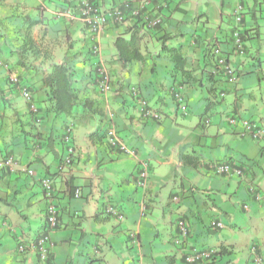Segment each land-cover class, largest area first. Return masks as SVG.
<instances>
[{
    "label": "crops",
    "instance_id": "crops-1",
    "mask_svg": "<svg viewBox=\"0 0 264 264\" xmlns=\"http://www.w3.org/2000/svg\"><path fill=\"white\" fill-rule=\"evenodd\" d=\"M124 1L135 3H99L111 9ZM164 1L161 25L140 18L111 25L99 36L97 56L83 23L62 15L65 0H0V162L7 156L15 160L11 168L0 166V264H39L35 254L19 253L18 244L46 227L45 178L53 181L59 210V225L51 234L53 264H186L188 252L221 246L233 247L232 254L217 250L218 256L203 264H254L253 247L264 261V187L257 173L264 171V140L243 136L240 125L228 122L235 117L264 130V0H218L194 17L188 0ZM239 8L241 23L235 16ZM30 25L42 52L33 57L25 52L26 65L18 66L19 56L11 52L23 48ZM236 33L243 55L235 47ZM133 35L144 60L122 65L115 42ZM163 47H181L186 76L175 70ZM215 51L236 71V83L229 84L218 71ZM62 63L74 72L80 101L92 103L72 117L55 115L42 84L51 66ZM102 67L112 81L106 94L98 84ZM11 77L31 88L39 117ZM132 87L162 115L160 121L143 120ZM174 87L186 97V114L171 96ZM112 129L135 157L109 146ZM98 130L104 139H91ZM168 131L169 155L159 145ZM150 146L154 151L146 150ZM69 148L76 155L66 166ZM222 162L242 168L244 177L215 175L209 166ZM141 163L149 171L145 188L136 178ZM110 206L124 218L108 215ZM181 220L190 235L177 247ZM212 221L226 228L213 230ZM244 233L240 260L233 237Z\"/></svg>",
    "mask_w": 264,
    "mask_h": 264
},
{
    "label": "built area",
    "instance_id": "built-area-1",
    "mask_svg": "<svg viewBox=\"0 0 264 264\" xmlns=\"http://www.w3.org/2000/svg\"><path fill=\"white\" fill-rule=\"evenodd\" d=\"M67 2V9L62 12V15H65L70 21H81L90 36V40L93 44L94 54L99 56L100 49L98 47V39L102 32L109 26H115L125 23L131 18H140L145 20L152 26H158L162 24L163 20V11L165 10L167 4L164 0H135V3L130 1H124L119 5L111 9H104L101 7L99 0H65ZM150 8H153L156 11L155 17L151 18ZM129 14V15H128ZM236 21L241 23L242 21V11L241 8L236 11ZM235 47L237 51L243 55L244 54V43L241 39L240 33L235 34ZM217 55L216 66L218 71H221L224 77L227 79L229 84L236 83L237 74L234 68L230 65L226 57L222 56L218 51H215ZM99 88L102 93L110 92L112 89V81L107 70L102 67L99 70ZM11 82L14 85H17L21 91L22 97L30 105L31 113L39 117L40 111L34 102L33 93L28 86L20 85L19 81L15 77L10 78ZM132 96L136 102V105L139 109V113L143 120L146 121H160L162 115L151 109L144 99L141 97L139 91L136 87L130 89ZM171 96L174 99V102L177 104L179 111L186 114L188 111L187 101L184 93L176 87L172 88ZM225 93L220 94V98H223ZM40 120H38L39 122ZM208 121L206 124H209ZM231 126L240 125L243 129V136H248L255 141L264 140V130L260 128L257 124L249 121H241L235 117H231L228 120ZM107 141L110 147L114 150L126 153L132 157L136 156L134 149H130L126 144H124L116 131L113 129L108 132ZM74 148L68 149V156L64 159L66 166H70L73 163L75 157ZM14 157L8 156L0 162V166L5 168L14 164ZM141 167L138 170L137 184L141 188H145L148 185L149 171L147 169V164L141 163ZM213 173L217 176L229 177V178H242L244 177V171L242 168L233 165L230 162L214 163L209 166ZM32 174V172H30ZM42 188L44 194L48 199L47 204V213H46V227L40 235L36 238L30 240H21L18 244V251L22 254H35L39 264H52L51 254H52V241L51 234L57 229L59 224V213L56 204L54 203V187L53 181L50 178H46L42 181ZM261 197H257V200H260ZM174 200H178L175 198ZM247 208V207H246ZM147 211V207L143 206L141 211V216L144 217ZM108 215H114L119 218H124L119 211L110 206L106 210ZM226 228L221 222L212 221L211 229L213 230H223ZM190 235L189 225L181 220L178 223V235L175 239V245L177 247H183L186 245ZM219 251L214 249H203V250H193L187 253L185 256L186 264H203L206 262H211L216 256H218ZM251 260L254 264H264L262 258L258 255L257 249L253 247L251 249Z\"/></svg>",
    "mask_w": 264,
    "mask_h": 264
},
{
    "label": "trees",
    "instance_id": "trees-1",
    "mask_svg": "<svg viewBox=\"0 0 264 264\" xmlns=\"http://www.w3.org/2000/svg\"><path fill=\"white\" fill-rule=\"evenodd\" d=\"M29 32H31V25L28 27L27 37H26L27 39L23 45V48H21V50L20 48L17 49L15 53L11 52L12 54L19 56L17 62L18 66L26 65L25 62L28 59H26V57L24 56L25 52H27V54L31 53L32 57L37 56L42 52L40 45L33 39V37L30 36ZM115 47L118 52L119 62L122 65L129 64L134 61L140 62L144 60L134 40V35L130 39H125L123 37L117 38L115 42ZM92 50L94 53V48H92ZM162 51L165 52L166 54H169L170 57H172V60L176 66L175 70L181 71V73L185 76L188 74V71H185V61L182 56L181 47L180 48L163 47ZM46 58H48V54ZM36 60L37 59L34 58L33 61H30L29 66L31 67L33 62L35 63ZM42 84L43 87L47 89L48 102L50 103L51 109L53 110L56 116L72 117L74 111H76L80 107L83 108V110H90L92 108V103H90L89 101L87 100L83 102L80 101V91L76 85L74 72L65 63L51 66L50 72L42 78ZM100 134L101 132L100 130H98L93 134H91L90 138L91 139L99 138ZM102 135L103 134H101V136ZM103 137L100 138L104 139ZM188 159L189 156L183 157V161H185L186 163L188 162ZM232 252H233V247H224V246L220 247L221 255L232 254Z\"/></svg>",
    "mask_w": 264,
    "mask_h": 264
},
{
    "label": "rangeland",
    "instance_id": "rangeland-1",
    "mask_svg": "<svg viewBox=\"0 0 264 264\" xmlns=\"http://www.w3.org/2000/svg\"><path fill=\"white\" fill-rule=\"evenodd\" d=\"M218 2V0H188L187 1V10L189 11V14H191L192 17L195 16V13L199 10V8H213L214 5ZM256 86V84H255ZM249 93V91H248ZM179 120H182L181 116L179 115L178 116ZM172 140V135L170 133V131H168L166 133V135L161 138V140H159V145L162 147L163 146V149L166 151V154L169 155V151L172 150V146H173V143L170 142ZM170 142V145L168 146V143ZM172 143V144H171ZM147 151L151 152V151H154V148L153 146H150L146 149ZM156 152H159V150H155ZM154 166L157 168V166L154 164ZM257 173H258V180L260 182V185L262 187H264V171H260V170H257ZM236 189V188H235ZM234 189V190H235ZM244 197H245V192L241 191L239 194H238V198L242 201L244 200ZM247 234L244 233V234H238L236 236L233 237V242L234 243H237L238 247H237V256L240 260H242V256H243V252L241 250V247H242V243L244 242L245 238H246ZM241 242V243H240ZM133 243V242H132ZM146 243L148 244V241H146ZM233 243V244H234ZM214 249V248H212ZM198 250V249H196ZM203 250V249H202ZM214 250H220V249H214ZM200 251V250H198ZM127 257V256H126Z\"/></svg>",
    "mask_w": 264,
    "mask_h": 264
},
{
    "label": "clouds",
    "instance_id": "clouds-1",
    "mask_svg": "<svg viewBox=\"0 0 264 264\" xmlns=\"http://www.w3.org/2000/svg\"><path fill=\"white\" fill-rule=\"evenodd\" d=\"M7 157H8V156H7ZM5 158H6V157H5ZM5 158H4V159H5ZM45 179H46V178H45ZM53 185H54V184H53ZM53 187H54V186H53ZM54 193H55V189H54ZM56 206H57V205H56ZM57 209H58V207H57ZM58 213H59V210H58ZM58 217H59V215H58ZM58 225H59V224H58ZM41 233H42V232H41ZM41 233H40V234H41ZM40 234H39V235H40Z\"/></svg>",
    "mask_w": 264,
    "mask_h": 264
}]
</instances>
